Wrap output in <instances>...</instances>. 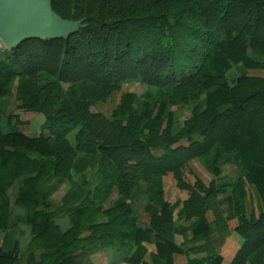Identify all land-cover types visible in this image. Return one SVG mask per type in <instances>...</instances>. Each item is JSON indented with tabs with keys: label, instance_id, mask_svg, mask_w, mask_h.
<instances>
[{
	"label": "trees",
	"instance_id": "trees-1",
	"mask_svg": "<svg viewBox=\"0 0 264 264\" xmlns=\"http://www.w3.org/2000/svg\"><path fill=\"white\" fill-rule=\"evenodd\" d=\"M49 1L60 18L81 20L74 32L0 49V99L41 114L47 133L0 129V231L17 186L14 204L31 225L28 264H148L143 243L154 246L151 264L189 251L215 264H264V77L248 73L264 71V0ZM127 83L148 92H123L110 118L96 109ZM6 117V127L18 119ZM193 160L208 184L186 175ZM225 164L238 175L220 178ZM114 187L120 197L103 209ZM176 188L187 198L171 202ZM60 213L69 218L64 233ZM215 223L240 238L231 260L215 255ZM2 251L0 264L16 263Z\"/></svg>",
	"mask_w": 264,
	"mask_h": 264
},
{
	"label": "crops",
	"instance_id": "crops-1",
	"mask_svg": "<svg viewBox=\"0 0 264 264\" xmlns=\"http://www.w3.org/2000/svg\"><path fill=\"white\" fill-rule=\"evenodd\" d=\"M4 101L3 104H1ZM13 103V102H12ZM0 113L6 115L8 113L4 112V109L10 107V103L8 102V98H2L0 99ZM14 104V103H13ZM7 112V111H6ZM18 119H13L14 122V129L23 132V134L27 136H35L33 133H37L38 135L42 134L41 133V127L40 129L38 128L37 131H34L31 127H29L26 132L25 130L18 128V125L16 122H23L24 120L21 119V113H27L31 114L30 112H23V111H17L14 112ZM36 114V113H35ZM6 122H7V117H6ZM7 125V124H6ZM0 127V129H4L2 131H5L9 127ZM46 131L43 133V135H46ZM32 135V136H31ZM37 135V136H38ZM236 171V175H234ZM207 173V172H206ZM208 174V173H207ZM209 175V174H208ZM238 175V170L233 164H225L221 167V175L220 178H224V180H230ZM210 176V175H209ZM211 177V176H210ZM201 179V178H200ZM212 177L210 178L209 182L211 181ZM202 180V179H201ZM203 181V180H202ZM204 182V181H203ZM208 182V183H209ZM205 183V182H204ZM205 183V184H208ZM60 194V197L56 200L55 195ZM112 190L107 198V200L103 203V209H108L109 207L113 206V203L119 199V195L116 197L115 200L111 201V196H112ZM179 194H175L171 198V202L175 201L176 199H180L181 201L187 198V194L183 191L178 192ZM9 199H10V206H9V219H8V224L7 228L4 231H0V247L2 248V253L5 255H12L15 257L16 263L15 264H28L27 263V258L30 254V244L32 240V233H31V225L26 222V208L18 206L14 204L15 198L18 196V191H17V186L11 188L8 191ZM63 195V190L59 189L56 191L52 196H51V201L54 206L60 204V198ZM179 196V197H178ZM142 200V199H141ZM136 202V201H135ZM144 206V205H143ZM227 208L228 205L226 202H221L220 204V211L222 216L227 215ZM136 215L138 218V222H140L143 225H147L149 223V214L144 211L143 208V215H138L137 214V208H135ZM208 222H213L214 221V216L211 210H208L205 214ZM55 224L59 227L61 232H65L70 228V223H69V218L65 214H59L57 217L54 219ZM187 224V223H185ZM179 227H184V223H179ZM229 228V226H228ZM224 228V226L221 223H215L214 224V232L211 234V245L213 249H215V255H220L224 257L226 260H231L234 257L235 250L238 248V243L240 244V238L239 236L232 231L230 228L229 229ZM89 233L87 231L82 232L80 237H85ZM175 242L177 244H180L182 242V237L180 236L179 229L175 232ZM190 236V234H189ZM199 244H196L194 246L186 245L185 246V251L190 250L191 247L198 246ZM143 247L146 249V252L144 256H142V259L147 262L148 264H151L150 262V254L154 253V246L153 244H148V243H143ZM135 249V248H134ZM132 250V252L134 251ZM43 250L40 248L34 252L35 255V261L39 262L40 261V253ZM50 252H45V253H51ZM102 254L105 256L106 261H107V255L109 258H111V250L107 249L105 251H102ZM191 259L194 262H197L196 264H215V258H211L207 255L205 251H198L195 253H189L184 254V255H174L173 260L174 264H188V260Z\"/></svg>",
	"mask_w": 264,
	"mask_h": 264
},
{
	"label": "water",
	"instance_id": "water-1",
	"mask_svg": "<svg viewBox=\"0 0 264 264\" xmlns=\"http://www.w3.org/2000/svg\"><path fill=\"white\" fill-rule=\"evenodd\" d=\"M80 22L60 18L49 0H0V41L6 49L26 38L65 37Z\"/></svg>",
	"mask_w": 264,
	"mask_h": 264
},
{
	"label": "rangeland",
	"instance_id": "rangeland-1",
	"mask_svg": "<svg viewBox=\"0 0 264 264\" xmlns=\"http://www.w3.org/2000/svg\"><path fill=\"white\" fill-rule=\"evenodd\" d=\"M5 48L3 46V44L0 41V49ZM251 75H259L264 77V71H249L248 72ZM125 91H133L138 98H142L143 95H145L148 92L147 87H145L142 84L139 83H127L124 84L121 88V92H119L118 94L113 95L111 98H109L106 102L104 103H97L96 104V109H98L100 112H102L103 114H105L108 118L111 117V112L112 110L116 107V104L118 103L119 97L120 95L125 92ZM4 101L1 103L3 104ZM0 104V105H1ZM7 111V112H6ZM19 110L14 109L13 107V103H10V107L4 109L5 113H14L17 112ZM20 112V111H19ZM31 113V112H30ZM7 115V114H6ZM6 115L0 113V127H4L6 125ZM187 116V113H182L180 116L179 121H182L183 119H185ZM21 119L24 120L23 122H16V124L18 125V128L20 127V129L25 130L24 132H26V130L31 127L34 131H37L38 128L40 129L42 121H43V116L41 114H35V113H31V114H27V113H21ZM14 122L12 121V125L11 127L9 126L8 129H6L5 131L8 130H15L14 129ZM4 130V129H2ZM17 130V127H16ZM41 133L43 134L45 132V130L41 127ZM23 133V132H22ZM35 136H37V133H33ZM32 136V135H31ZM39 136V135H38ZM236 171L234 173V175H236ZM186 175L188 176L189 179L194 180V176H198L199 178H201L205 183H208L210 180V176L206 173V171L203 169L201 163H199L196 160H193L192 162L189 163L188 168L186 169ZM91 178V174L88 175ZM172 180L171 176L168 175L165 177V183H166V187H168L170 181ZM91 189V186L90 188ZM177 191H180L176 188ZM112 196H111V201L115 200L116 197L119 195L117 189L114 187L112 189ZM179 194V193H178ZM60 197V194H56L55 195V199L57 200ZM179 197V196H178ZM136 208H137V214L138 215H143L144 211V201L141 200V197H138L136 200ZM228 210V208H227Z\"/></svg>",
	"mask_w": 264,
	"mask_h": 264
}]
</instances>
